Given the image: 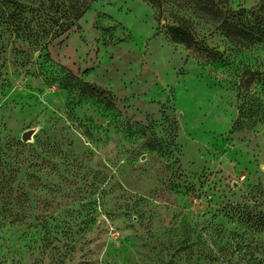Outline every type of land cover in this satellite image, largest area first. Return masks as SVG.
Wrapping results in <instances>:
<instances>
[{"label": "rangeland", "instance_id": "obj_1", "mask_svg": "<svg viewBox=\"0 0 264 264\" xmlns=\"http://www.w3.org/2000/svg\"><path fill=\"white\" fill-rule=\"evenodd\" d=\"M160 2L23 0L29 31L0 26V264H264V122L233 130L241 71L165 23L262 73L264 45ZM214 2L264 28V0Z\"/></svg>", "mask_w": 264, "mask_h": 264}, {"label": "trees", "instance_id": "obj_2", "mask_svg": "<svg viewBox=\"0 0 264 264\" xmlns=\"http://www.w3.org/2000/svg\"><path fill=\"white\" fill-rule=\"evenodd\" d=\"M144 1L158 9L162 5L160 0ZM22 4H24L23 0H0V26L7 29L9 27L13 30L17 29L23 34L28 32L29 24L25 16L22 15L24 7ZM193 4V11L196 16H203L211 24L214 31L220 32L238 50L264 45V28L260 19L254 17V14L250 11L247 12L242 9L237 12L223 11L217 7L214 0H193ZM165 24L168 38L172 43L183 45L188 49L194 46L200 51L203 60L210 63V66L223 67L234 73L241 71L238 75L246 80L243 83L241 81L234 82L238 83L236 97L239 100V105L237 119L233 123L232 129H251L257 124L263 123L264 100L261 93L264 91V73L259 70L263 63L258 61V66L255 67L235 64V61L229 55L231 53H220L201 45L194 31L182 17H173ZM205 62H203V65H206ZM251 86H254V92L248 90Z\"/></svg>", "mask_w": 264, "mask_h": 264}, {"label": "water", "instance_id": "obj_3", "mask_svg": "<svg viewBox=\"0 0 264 264\" xmlns=\"http://www.w3.org/2000/svg\"><path fill=\"white\" fill-rule=\"evenodd\" d=\"M35 133V130H27L25 131L22 136L21 140L24 142H29L32 139L33 134Z\"/></svg>", "mask_w": 264, "mask_h": 264}]
</instances>
